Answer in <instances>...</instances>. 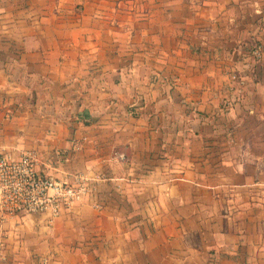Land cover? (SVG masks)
<instances>
[{"label": "crops", "instance_id": "1", "mask_svg": "<svg viewBox=\"0 0 264 264\" xmlns=\"http://www.w3.org/2000/svg\"><path fill=\"white\" fill-rule=\"evenodd\" d=\"M29 148L95 195L0 214L2 264H264V0H0V154Z\"/></svg>", "mask_w": 264, "mask_h": 264}, {"label": "built area", "instance_id": "2", "mask_svg": "<svg viewBox=\"0 0 264 264\" xmlns=\"http://www.w3.org/2000/svg\"><path fill=\"white\" fill-rule=\"evenodd\" d=\"M261 45L256 44L252 53L259 57ZM80 143L75 142L77 150ZM119 158L124 154L117 152ZM95 180L76 172L63 177L39 170V152L34 148L24 150L17 156L0 154V214L2 217L20 216L25 213H46L47 222L82 201L84 196L95 195ZM100 208V201L93 203ZM6 259L3 243L0 241V264ZM46 262L47 256L39 258Z\"/></svg>", "mask_w": 264, "mask_h": 264}]
</instances>
